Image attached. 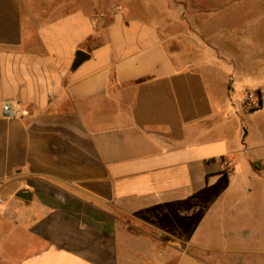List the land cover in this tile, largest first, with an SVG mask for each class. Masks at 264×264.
<instances>
[{"label": "crops", "instance_id": "obj_1", "mask_svg": "<svg viewBox=\"0 0 264 264\" xmlns=\"http://www.w3.org/2000/svg\"><path fill=\"white\" fill-rule=\"evenodd\" d=\"M67 1L0 0V264H264V122L243 133L232 76L128 4L49 15Z\"/></svg>", "mask_w": 264, "mask_h": 264}, {"label": "rangeland", "instance_id": "obj_2", "mask_svg": "<svg viewBox=\"0 0 264 264\" xmlns=\"http://www.w3.org/2000/svg\"><path fill=\"white\" fill-rule=\"evenodd\" d=\"M70 1L50 9L49 15L58 17L74 10L75 1ZM83 4L88 11L99 13L122 10L128 4L131 14L159 22L164 45L171 54L179 52L180 65L190 58L218 63L233 78L227 96L239 115L243 133L262 131L259 125L264 122V105L258 103V95L253 107L244 106L242 100L246 92L257 94L254 85L262 76L258 70L264 63V0H83ZM129 221V217L116 213L110 220L115 226L112 234L120 237L123 230H130L134 237L159 240L164 257L172 255L173 250L165 245L171 236L164 225L154 222L153 228L134 221L135 228H122Z\"/></svg>", "mask_w": 264, "mask_h": 264}, {"label": "built area", "instance_id": "obj_3", "mask_svg": "<svg viewBox=\"0 0 264 264\" xmlns=\"http://www.w3.org/2000/svg\"><path fill=\"white\" fill-rule=\"evenodd\" d=\"M256 98V94L252 91H249V92H246L244 97H243V100H242V103L244 106H250V107H253V101L255 100ZM2 112H3V115L4 117H15L17 116L18 114V111L17 109L11 105V104H8V103H5L3 104L2 106ZM2 202V199L0 198V203Z\"/></svg>", "mask_w": 264, "mask_h": 264}, {"label": "water", "instance_id": "obj_4", "mask_svg": "<svg viewBox=\"0 0 264 264\" xmlns=\"http://www.w3.org/2000/svg\"><path fill=\"white\" fill-rule=\"evenodd\" d=\"M87 58H88V54H86L83 51H77L75 54V58L73 61L72 68L73 69L77 68ZM16 196L19 198H22V199H29L30 198V196L28 194H26L25 192H20Z\"/></svg>", "mask_w": 264, "mask_h": 264}, {"label": "trees", "instance_id": "obj_5", "mask_svg": "<svg viewBox=\"0 0 264 264\" xmlns=\"http://www.w3.org/2000/svg\"><path fill=\"white\" fill-rule=\"evenodd\" d=\"M229 88H230V87H228V89H229ZM259 104H261V101L259 102ZM252 165H253V167H254L255 169H257V168L260 166V164L257 163V162L252 163Z\"/></svg>", "mask_w": 264, "mask_h": 264}]
</instances>
